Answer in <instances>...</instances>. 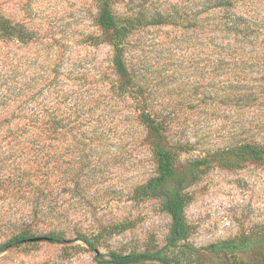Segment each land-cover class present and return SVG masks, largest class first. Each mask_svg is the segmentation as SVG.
<instances>
[{
	"label": "rangeland",
	"instance_id": "1",
	"mask_svg": "<svg viewBox=\"0 0 264 264\" xmlns=\"http://www.w3.org/2000/svg\"><path fill=\"white\" fill-rule=\"evenodd\" d=\"M185 1L0 0V245L67 239L13 246L0 264H97L81 236L101 252L261 264L264 161L220 153L264 144V57L221 50L200 23L161 17L185 12ZM106 4L128 31V77L97 21ZM144 105L160 112L178 169L207 163L188 186L189 233L175 248L171 216L141 190L158 170Z\"/></svg>",
	"mask_w": 264,
	"mask_h": 264
},
{
	"label": "trees",
	"instance_id": "2",
	"mask_svg": "<svg viewBox=\"0 0 264 264\" xmlns=\"http://www.w3.org/2000/svg\"><path fill=\"white\" fill-rule=\"evenodd\" d=\"M186 11L180 14H161V17L187 20L194 24L200 23L202 33L213 35L221 50L232 49L236 54H249L252 57H264V0H186ZM98 24L112 33L114 56L113 63L117 73L123 77L130 75L129 66L125 58V38L128 31L126 26H121L111 9L104 5L98 16ZM211 37V36H210ZM214 40V39H213ZM254 92H251V96ZM144 105L140 116H145L143 121L147 122L152 136L155 138V152L158 158L157 175L142 184V194L158 199L164 210L172 219L170 234L167 236V246L177 247L182 240L188 237V224L185 217V209L189 202L188 186L202 169L206 166L203 159L196 160L185 169H178L176 165V154L167 145L164 127L156 123V117L160 112ZM47 125L55 129L58 120L54 116H46ZM162 126V127H161ZM226 160H232L234 164L242 160L255 162L264 161V144L252 141L242 142L220 153ZM86 244L96 252L97 264H183L173 259L169 254L163 253L161 249L132 252H120L109 250L101 252L95 243L81 236ZM66 242L67 239L57 236H39L22 238L15 236L0 245V253L13 247L20 246L24 242L43 241ZM264 264V253L261 258Z\"/></svg>",
	"mask_w": 264,
	"mask_h": 264
}]
</instances>
